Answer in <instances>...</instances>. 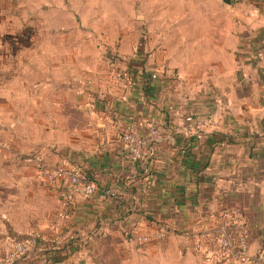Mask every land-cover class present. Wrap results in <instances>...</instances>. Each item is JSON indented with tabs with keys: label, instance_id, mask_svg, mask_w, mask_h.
<instances>
[{
	"label": "crops",
	"instance_id": "obj_1",
	"mask_svg": "<svg viewBox=\"0 0 264 264\" xmlns=\"http://www.w3.org/2000/svg\"><path fill=\"white\" fill-rule=\"evenodd\" d=\"M154 1L156 11L196 9L199 20L157 22L169 37L151 59L139 50L137 26L100 19L133 11L127 0H0V184L26 194L0 204L15 215L17 206L30 205L22 220L14 216L0 230V258L11 238L35 232L64 240L51 254L46 242L16 264H80L75 253L83 252L103 258L85 264H222L203 261L186 232L223 209L244 221L253 251L264 248V59L256 56L264 50V0H213L214 20H207L205 1L197 8L189 0ZM80 12L97 15L89 28L121 30L105 42L117 56L111 63L95 39L80 40ZM187 115L213 123L198 127ZM128 124L140 135L157 130L150 159L126 157L120 135ZM35 152L79 167L95 185L92 196L76 198L61 216L59 199L47 195L48 187L60 195L61 181L49 184L32 163H17L21 153ZM106 188L121 201L100 198ZM158 224L168 229L162 240L136 245L124 238L125 229L149 235ZM70 240L77 243L65 244ZM108 253L150 260L139 254L111 263Z\"/></svg>",
	"mask_w": 264,
	"mask_h": 264
},
{
	"label": "built area",
	"instance_id": "obj_2",
	"mask_svg": "<svg viewBox=\"0 0 264 264\" xmlns=\"http://www.w3.org/2000/svg\"><path fill=\"white\" fill-rule=\"evenodd\" d=\"M259 59H264V50L256 53ZM186 122H196L198 127L213 123L211 116L201 117L187 115ZM120 139L126 150V157L132 162L150 159L153 155V142L158 139V132L151 128L146 135H140L132 124H128L122 131ZM0 141V147H2ZM27 162L35 166L37 176L49 184L61 181L60 209L61 216H67L70 205L78 197H90L94 193L95 185L87 174L77 166L51 164L45 161L41 153L35 152L25 157ZM144 183V191L150 186L151 172ZM104 200L121 201L122 197L114 189H102L99 193ZM147 217L143 212L142 222ZM144 224V223H143ZM145 225V224H144ZM168 229L164 224H158L151 234H140L134 228L124 230L127 242L142 245L149 240H162L167 237ZM191 240L193 251L200 254L208 262L222 264H264V248L253 251L247 237V228L244 221L232 210H220L214 222L201 226L198 230L186 232ZM46 240L38 234L27 235L21 238H11L9 251L0 258V264H16L36 250H42ZM56 243V242H55Z\"/></svg>",
	"mask_w": 264,
	"mask_h": 264
},
{
	"label": "rangeland",
	"instance_id": "obj_3",
	"mask_svg": "<svg viewBox=\"0 0 264 264\" xmlns=\"http://www.w3.org/2000/svg\"><path fill=\"white\" fill-rule=\"evenodd\" d=\"M163 1V6H165L166 0H162ZM190 1V6L192 8H197V6H199V4L201 5L203 3V1H205V4L208 8V12H207V20H214V16L216 15L212 9H210V7L213 6L214 2L213 0H189ZM128 5H132L134 6V10L133 11H128V12H119V13H104L103 16H98L100 19L102 20H109V21H113V20H120V21H125L127 23H131L132 26H137V34H136V38L137 40H139L138 42V47L142 46L139 50L142 52V54L145 55V57H149L152 59V57L154 56V54L157 52V45H159L160 43H163L166 45L167 42V38L169 37L168 30L161 28L159 30H157L156 28V23L159 21H173L175 26H177L178 24L186 21V20H194L195 16L196 19H198L199 13H195L196 9H193L192 12H188V11H177L176 7L171 8L170 11H156L155 8L156 5H154L156 3V1L154 0H127ZM182 2H174V6H180L179 4H181ZM153 6V7H152ZM183 6V5H182ZM131 9V8H129ZM133 9V7H132ZM96 14L94 13H87V12H80L79 16H80V24H79V38L80 40L86 38V39H95L96 40V46L100 47V50L102 52V54L104 56H106L105 62H110L113 61L112 58L117 56H114L116 53H112L111 50V46L107 45L105 42H108V38L110 37V33L111 29H92L89 28L88 26L90 25V23H92L95 19L94 17ZM100 15V14H98ZM99 20V19H98ZM100 20V21H102ZM199 20V19H198ZM10 31V30H7ZM13 31V30H12ZM19 32H15L16 34H14V36H23L22 30H16ZM119 31L121 30H114V34H117ZM123 31V30H122ZM127 31H135L134 29H127ZM32 33L35 35H38V30H32ZM105 33L106 36L104 35ZM112 34L113 38H116V36ZM160 38L161 40L159 42L156 41V38ZM135 39V38H134ZM177 41V40H176ZM120 39L115 40V43H119ZM179 43V42H178ZM177 43V44H178ZM81 44V43H80ZM175 44V45H177ZM81 46V45H80ZM84 51V50H83ZM91 52V49L89 50ZM88 51V53H89ZM92 53V52H91ZM94 54V51L93 53ZM155 58V57H154ZM118 61V60H117ZM117 64V63H116ZM119 65L123 66L122 63H119ZM21 129V126H20ZM16 152L19 153V151L16 150ZM20 154V153H19ZM27 153H21V157L17 159V163L23 165V167L28 168L31 166V164L26 163L25 162V158L24 155H26ZM3 174H0V178ZM37 175V174H36ZM49 187H48V191H47V195L50 198H57L60 199V195L57 192L56 194L53 192L49 191ZM51 190V189H50ZM15 194H18L19 196L24 197L26 194L24 192L23 189L19 188V189H14L12 188H7V187H2V184H0V202L2 203L3 199H7L9 197H13ZM49 203V202H48ZM50 204V203H49ZM19 209L16 212L15 215V211L14 212H10L11 214H9V206L5 205V204H0V230L5 233L6 230V225L9 226V221H7L8 219H12V217L17 216L19 217V220H22V218L20 216H24L27 212H29L30 210V205H28L27 207H24L23 205H19L17 206ZM4 214V215H2ZM9 214V215H8ZM28 218V215H27ZM23 221H20V223H22ZM32 234H38V233H32ZM30 234V235H32ZM40 236V234H38ZM27 236V235H26ZM42 238V237H41ZM11 240V239H10ZM58 240L60 241V243L63 242V238L58 236H53L50 239H48L46 242L48 243V245L50 247L53 246V244H55V242H58ZM186 241V240H185ZM188 242V241H186ZM112 246H114L115 248L117 247V249H121L122 250V254H123V246L120 245L119 242L115 241V242H111ZM161 243H165V242H161ZM11 244V243H10ZM178 245L180 243H177ZM10 249V245L7 248L6 253L9 251ZM137 253L136 255H129L127 257L129 258H120V255L118 253H108L106 257L108 261H110L111 263H117L119 260H124V259H129L132 260L134 258H136V256L139 258L140 255L143 257L146 254L145 253ZM76 256L79 257V262L80 264H85V262H91L92 260H98L99 257H93V256H101V260L102 258V253L101 254H89V253H75ZM127 255V253H126ZM147 256V255H146ZM167 256L170 258V260H175V254H167ZM145 260V259H144ZM147 260H150V258L147 256ZM177 260V259H176ZM204 261V259H202ZM78 262V263H79Z\"/></svg>",
	"mask_w": 264,
	"mask_h": 264
},
{
	"label": "trees",
	"instance_id": "obj_4",
	"mask_svg": "<svg viewBox=\"0 0 264 264\" xmlns=\"http://www.w3.org/2000/svg\"><path fill=\"white\" fill-rule=\"evenodd\" d=\"M71 241V240H70ZM66 242L65 244H67V245H69L70 246V243L72 244V243H77V240H72L71 242ZM45 246H47V244H46V242H44V247ZM54 246H56V244H53V246L52 247H50L49 246V248L46 250V253L47 254H51V252H52V250L54 249ZM55 250H56V248H55ZM58 250H56V252H57ZM56 252H54V254H52V257H54V255L56 254Z\"/></svg>",
	"mask_w": 264,
	"mask_h": 264
},
{
	"label": "water",
	"instance_id": "obj_5",
	"mask_svg": "<svg viewBox=\"0 0 264 264\" xmlns=\"http://www.w3.org/2000/svg\"><path fill=\"white\" fill-rule=\"evenodd\" d=\"M222 1L227 3V4H231V0H222Z\"/></svg>",
	"mask_w": 264,
	"mask_h": 264
}]
</instances>
